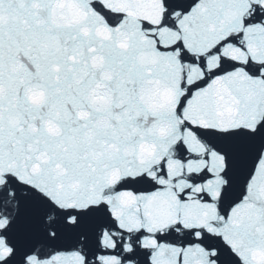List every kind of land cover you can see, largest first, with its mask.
<instances>
[{
  "label": "snow or ice",
  "instance_id": "6c2138e0",
  "mask_svg": "<svg viewBox=\"0 0 264 264\" xmlns=\"http://www.w3.org/2000/svg\"><path fill=\"white\" fill-rule=\"evenodd\" d=\"M0 264H264V0H0Z\"/></svg>",
  "mask_w": 264,
  "mask_h": 264
}]
</instances>
